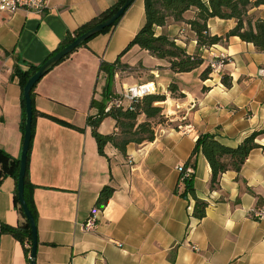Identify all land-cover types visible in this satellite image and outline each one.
I'll list each match as a JSON object with an SVG mask.
<instances>
[{"label": "crops", "instance_id": "0c3cea01", "mask_svg": "<svg viewBox=\"0 0 264 264\" xmlns=\"http://www.w3.org/2000/svg\"><path fill=\"white\" fill-rule=\"evenodd\" d=\"M43 14L19 11L0 14V149L20 159L24 133L22 88L16 66L40 65L74 32L112 7L117 0H47ZM206 1V0H205ZM191 9L184 15L195 18ZM264 19V6L250 11ZM186 22L170 20L156 27L188 54H200L204 63L188 73H175L166 60L138 46L121 56L131 78L120 68L113 95L135 85L153 83L168 122L156 128V138L130 144L126 153L112 145L100 155L88 125L96 112L91 103L102 100L105 83L100 66L114 63L146 23L145 0H135L108 31L91 38L58 63L36 85L37 115L29 154V178L37 211L38 249L35 264H264V218L250 212L264 206V135L257 139L240 172L228 171L220 187L210 190L211 167L199 154L194 186L199 199L208 202L206 216H193L195 201L175 193L177 167L191 157L202 134H214L237 146L253 131L264 129V50L232 36L207 50L198 46ZM234 19L212 18L211 36L225 37ZM223 52L227 62L208 79L201 78L210 53ZM232 78V86L222 83ZM175 84L177 93L169 86ZM108 117L102 134L117 131ZM0 161V224L18 227L22 216L16 203V179ZM114 193L103 209L96 208L100 191ZM94 219L91 229L88 219ZM27 247V246H26ZM18 239L0 234V264H29ZM30 258V257H29Z\"/></svg>", "mask_w": 264, "mask_h": 264}, {"label": "trees", "instance_id": "16d2710c", "mask_svg": "<svg viewBox=\"0 0 264 264\" xmlns=\"http://www.w3.org/2000/svg\"><path fill=\"white\" fill-rule=\"evenodd\" d=\"M124 3L125 0H117L112 7L94 18L92 21L82 25L74 32H68L59 47L48 57V59L62 48L71 44L83 33L112 17L124 5ZM262 6H264V0H145V25L140 29L133 40L130 41L116 62H103L100 66V73L105 77L106 84L102 92V100H92L91 107L92 109H95L96 112L88 117V125L92 128V134L97 142L100 155L106 156L104 150L109 144L116 148L120 153L125 154L127 147L132 143L142 145L147 142H152L156 138L157 126L164 125L168 122V118L164 114V108L160 106V103L166 100V96L163 94H157L156 92L143 96L133 102L126 109L114 108L110 111H106L107 102L113 96L112 86L115 75L124 65L120 62L121 56L129 52L133 47L138 46L140 49L147 51L151 56L166 60L169 63L170 69L175 73H188L201 67L204 63V59L200 54L190 55L185 49L179 47L174 39H171L166 35L157 36L155 32L156 27L166 26L170 20L175 22H186L184 15L191 9H195L196 11L195 18L186 23L196 34L197 43L200 48H210L215 44L228 40L232 36H237L244 42L252 43L258 51H263L264 19L257 18L255 15L250 14L251 10ZM212 18H219L222 20L234 19L236 21V26L226 34L225 37L211 36L208 22ZM117 23H115L113 27L116 26ZM109 29L110 28L105 31H108ZM87 42L84 45H86ZM70 55L62 59L61 62ZM42 65L43 63L40 65L28 64L25 69H22L18 65L14 70V75L19 79V84L22 88V106L24 114L21 129L23 133H25L26 110L24 89L30 78ZM211 72V68L207 67L202 73L201 78L203 80L208 79ZM222 83L225 87L230 88L232 86V78L224 75ZM35 88L36 86L31 92L33 102L32 136L34 135L36 116L42 115L36 111L34 106ZM177 90L178 87L175 84L169 86V91L172 94H176ZM108 117L115 120L117 131L105 135L100 133L99 127L103 120ZM262 135H264V129L255 130L240 144L237 146H231L221 141L214 134H202L196 141L191 157L188 162L184 164V167L192 165L196 168L198 155L203 154L212 171L210 190L215 191L220 187V179L224 173L228 171L240 172L242 170L251 152L260 147L257 143V139ZM29 154L30 150L28 153V159ZM0 161L3 162L4 171L7 169L9 161L13 165L8 172L13 174L16 179L17 186L15 200L22 216V222L18 227L0 224V234H10L18 239L22 245L25 247L27 246L25 252L28 256V262L31 264L29 258L32 247L31 227L25 217L18 198L17 187L20 159H11L4 150L0 149ZM32 191L33 185L30 182L29 163L27 161L25 200L35 218V221H37V211L34 205ZM113 193L114 188L112 186H105L99 193L95 207L100 210L103 209L108 204ZM175 193L186 200H189L190 198L194 199L195 206L193 209V216L196 219L202 220L206 216V210L209 204L198 198L194 186V176L183 178V174L181 173Z\"/></svg>", "mask_w": 264, "mask_h": 264}, {"label": "water", "instance_id": "95a60500", "mask_svg": "<svg viewBox=\"0 0 264 264\" xmlns=\"http://www.w3.org/2000/svg\"><path fill=\"white\" fill-rule=\"evenodd\" d=\"M134 1L135 0H125L124 5L112 17H110L109 19H107L106 21L100 24H97L87 32L77 37L71 44L62 48L56 54L51 56L45 63H43L40 69L30 78L24 89V97L26 102L25 133H24L22 153L20 157V170H19L17 188H18L19 202L24 211L25 217L31 227V241H32L31 254H30L31 264H35V258L38 249V234H37L36 221L25 200V176H26V168L28 161V153L32 141V124H33V102H32L31 92L33 88L37 85V83L48 72H50L58 63H60L62 59H64L65 57L73 53L75 50L83 46L87 41H89L94 36L104 32L108 28L113 27V25H115V23H117L124 16L125 12L134 3Z\"/></svg>", "mask_w": 264, "mask_h": 264}, {"label": "built area", "instance_id": "2783aa9c", "mask_svg": "<svg viewBox=\"0 0 264 264\" xmlns=\"http://www.w3.org/2000/svg\"><path fill=\"white\" fill-rule=\"evenodd\" d=\"M48 1L47 0H0V14L6 13L9 15H13L19 11L25 10L38 14H43L48 9ZM207 50L209 48H202ZM228 56L223 53H210V58L208 59V67L211 68L212 72H218L227 62ZM264 74V71H261ZM155 86L153 83L147 84H135L128 86L122 91L115 93L110 100L107 102L106 111H110L111 109H126L133 102L142 98L147 94L155 93ZM178 172L183 174V178L194 176L195 168L192 165L184 167V165H180L177 167ZM251 217L259 221L264 218V206L255 207L251 212ZM94 226V219H88L86 223V227L91 229Z\"/></svg>", "mask_w": 264, "mask_h": 264}, {"label": "rangeland", "instance_id": "374dc122", "mask_svg": "<svg viewBox=\"0 0 264 264\" xmlns=\"http://www.w3.org/2000/svg\"><path fill=\"white\" fill-rule=\"evenodd\" d=\"M123 70L125 71V73L122 75L124 79H128V78H131V71H130V66L128 64H124L123 65ZM101 83H105L106 84V79L105 77L103 76L102 79H101Z\"/></svg>", "mask_w": 264, "mask_h": 264}]
</instances>
